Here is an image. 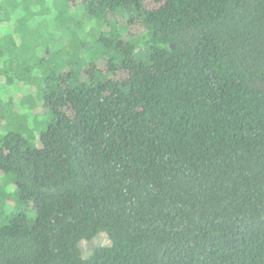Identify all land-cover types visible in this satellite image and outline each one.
Wrapping results in <instances>:
<instances>
[{
    "label": "trees",
    "instance_id": "trees-1",
    "mask_svg": "<svg viewBox=\"0 0 264 264\" xmlns=\"http://www.w3.org/2000/svg\"><path fill=\"white\" fill-rule=\"evenodd\" d=\"M80 7L101 28L80 67L49 46L15 70L29 19L0 17V77L38 71L51 117L39 145L0 134V264H264V0Z\"/></svg>",
    "mask_w": 264,
    "mask_h": 264
},
{
    "label": "rangeland",
    "instance_id": "rangeland-1",
    "mask_svg": "<svg viewBox=\"0 0 264 264\" xmlns=\"http://www.w3.org/2000/svg\"><path fill=\"white\" fill-rule=\"evenodd\" d=\"M66 0H0V17L10 18L7 22L15 21V17L29 19L28 28L18 34H10L13 42L5 40L8 57L14 61V69H24L28 63L44 57L47 47L52 51L64 48L67 61L85 66L89 60V51L83 47L87 43L97 49V39L101 32L98 21L90 17L83 7L81 0H74V5L65 4ZM10 25V24H8ZM127 34V32H125ZM8 36V37H9ZM2 64L0 63V67ZM38 71L35 72L31 84L17 82L12 86L6 84V77H0V114L3 101L9 97L15 100V117L12 122L0 121V134L7 131L23 133L27 137L33 136V143L39 145V134L45 128L51 117L47 116L40 93L43 88L38 81ZM16 90L12 96L11 89ZM8 114V112H7ZM2 179V177L0 178ZM1 181V180H0ZM2 192L8 194L10 187L4 184ZM6 211L15 206L12 201L5 202ZM110 244L105 233H100L91 241H82L80 247L83 256L89 257L99 246Z\"/></svg>",
    "mask_w": 264,
    "mask_h": 264
}]
</instances>
